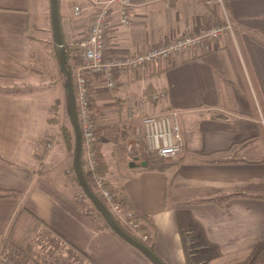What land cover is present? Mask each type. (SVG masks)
<instances>
[{"label": "crops", "instance_id": "crops-1", "mask_svg": "<svg viewBox=\"0 0 264 264\" xmlns=\"http://www.w3.org/2000/svg\"><path fill=\"white\" fill-rule=\"evenodd\" d=\"M66 2L61 11L69 23ZM77 4L81 22L88 21L90 1ZM36 6V0H0V190L16 194L0 198V245L25 208L43 223L35 245L48 239L56 244L47 264H152L84 205L73 155L58 126L47 122L51 95L23 88L35 43L53 36L50 18L40 30L47 35L33 41ZM130 18L129 33L115 20L106 46L112 54H133L218 22L232 30L208 48L117 73L112 91L94 81L99 118L121 126L109 148L101 137L106 183L129 199L132 212L151 218L154 248L166 263L264 264V199L255 197L264 195V146L245 142L264 128L263 114L258 108L255 116L245 89L257 107L255 90L264 104V47L253 39L264 38V0H169L135 5ZM160 90L164 99L147 98ZM128 107L134 108L131 118L125 117ZM168 109L180 113L184 147L162 159L143 148L140 119ZM58 145L63 163H54ZM233 193L247 197L228 199Z\"/></svg>", "mask_w": 264, "mask_h": 264}, {"label": "built area", "instance_id": "built-area-1", "mask_svg": "<svg viewBox=\"0 0 264 264\" xmlns=\"http://www.w3.org/2000/svg\"><path fill=\"white\" fill-rule=\"evenodd\" d=\"M91 15L83 38L69 41L73 48L71 65L75 79L72 82L75 98L76 114L81 132V153L84 155V171L87 182L95 193L110 204L112 213L128 228L135 229L138 220L131 211H125L115 201V192L107 188L104 178L96 171L97 163L92 144L94 141V124L90 99L95 80L104 82L107 89L115 88V76L126 69L139 70L148 67L160 59L169 60L175 55L197 47H209L219 40L223 33L231 32L229 23H214L206 29L192 34H177L161 44H150L144 50L133 54H112L107 50L109 33L117 24L128 31L131 30L130 12L135 5H149L156 2L168 3L169 0H89ZM220 2L222 0H219ZM82 6L75 5L73 15L82 14ZM166 97L165 90L147 94L152 102ZM179 111L168 109L152 115H144L140 119L143 132V148L153 156L171 159L183 151L184 138L179 124ZM134 115V108L126 109L127 118ZM139 145L136 144L138 148ZM117 197V196H116ZM0 253V264H12L7 249Z\"/></svg>", "mask_w": 264, "mask_h": 264}, {"label": "trees", "instance_id": "trees-1", "mask_svg": "<svg viewBox=\"0 0 264 264\" xmlns=\"http://www.w3.org/2000/svg\"><path fill=\"white\" fill-rule=\"evenodd\" d=\"M65 1L66 0H58V11H59V21H60V26H61L63 44H64L65 49H66L67 68L71 74V78H72V82H73L75 79L74 68L71 65V60L73 57L72 56L73 48L70 46L69 41L66 39V36L63 32L62 23H61L62 20H64V15L61 11V8H62ZM218 23H220V22H218ZM253 39L257 44L264 47V40H263L264 38L262 40H260V39L253 37ZM53 51H54L55 59H56L57 66H58V73L62 78L61 85H62V90H63V94H64V98H65V109H66V113L68 115V112H67V96H66V89H65V75L62 74L60 71V68H59V58L60 57H59L57 47L55 45L53 46ZM244 85L246 86V83H244ZM245 89H246L247 97H249V100L251 102L252 109L254 110L255 116L258 115V108H259L263 114V117H264V104H263V101L260 97V94L257 92V90H255V98H256V101L258 103V107H257L255 105L254 97L251 94L249 88L246 86ZM90 108L92 109V121L96 122L99 118L98 117L99 109L96 105V100L93 97H91V99H90ZM58 109H59L58 105H56V104H53L49 108L50 116L48 117L47 122L49 124H53V125L58 126V129L62 134L63 141L66 145V148L68 149L69 153L73 155V152H74V130H73L71 124H69V126H66L65 124L60 123V119L58 117ZM261 128H262L261 135L254 137V138H250V139L246 140L245 142L258 140L264 146V128L263 127H261ZM101 137H102L101 130L99 128H95L94 129V141L92 144V149L94 151V154H95V157L97 160V163L95 166V171L100 177L104 178L105 175L107 174V165H106V163L103 159V155L101 153V141H102ZM46 147H47V143L44 144L43 153L46 152ZM80 161H81V167H82L83 175L87 181L88 180L87 173L84 171L85 159H84L83 153H81ZM105 184H106L108 189H110L112 192H115L114 189L109 184L106 183V181H105ZM93 192L95 193L94 190H93ZM82 194H83V192H82ZM95 194H96V196H98L97 193H95ZM116 196L114 198V201L121 208H123L125 211H131V204L129 202V199L125 195H122L120 192L116 193ZM11 197H16V194L12 191L0 190V198H11ZM83 197L87 201V204L90 205V207L93 208L95 211H97V209L94 207V205L86 198V196L84 194H83ZM238 197H247V195H245L243 193H233V194H229L227 196L228 199L238 198ZM255 197L264 199V195L255 196ZM102 202H103L104 206L107 208V210H109L111 212L110 204L105 202V201H102ZM132 213L134 214V217L138 220V225L136 226L135 229H129L127 226H125L118 219V217H116L111 212L116 223L126 233H128L136 241H139L144 246H146L152 253L157 255L155 248H154L155 226L153 225L151 218L149 216H147L146 214H143V213H136V212H132ZM101 218L103 219L102 216H101ZM103 223H104V225H106L108 227V225L104 219H103ZM42 225H43V223L39 219H37L35 216H33L25 208H21L17 212L12 223L9 226L7 234L4 237L5 244L7 245V247L11 246L16 251L15 264H47L46 262L45 263L41 262L35 256V251L33 250V247H32L34 244L33 243L34 242L33 234L35 232H37L39 227H41ZM157 257H159V256L157 255ZM159 259L161 261H163L160 257H159ZM163 262L165 264H168L165 261H163Z\"/></svg>", "mask_w": 264, "mask_h": 264}, {"label": "rangeland", "instance_id": "rangeland-1", "mask_svg": "<svg viewBox=\"0 0 264 264\" xmlns=\"http://www.w3.org/2000/svg\"><path fill=\"white\" fill-rule=\"evenodd\" d=\"M77 0H67L66 2V8L68 11H70L71 13V18L69 23H65L64 20H62V27H63V31L64 28L65 30V36L67 38L68 41L71 40V38H75L76 41L81 40L85 34V31L88 27V23L89 21H84L81 22L80 18H82V15L75 17L73 15V8L74 5L76 3ZM48 4H49V0H36V11L33 12V14L31 15L30 18V24H31V29H32V37H34L35 40H37V38L39 36H43L47 35L45 32H41L40 30L43 29V27H49L50 25V10H48ZM81 6V5H80ZM76 22H81V23H76ZM65 24H68V26H65ZM73 26V27H72ZM131 27H132V22H131ZM75 28V31H74ZM73 29V30H72ZM126 33H129L132 31V29L130 31L126 30ZM42 37V38H43ZM69 38V39H68ZM72 38V40H73ZM46 40H43L40 44L35 43V51L33 53V58L31 60V63L29 65V70L27 68V72H26V78H25V82L23 84V88L24 89H33V90H43L44 93L46 94H50L52 97V102L56 105H58V117L60 119V123L61 124H65L66 126H69L70 122H69V118L68 115L66 113V109H65V98H64V94H63V90H62V85H61V76L58 73V66H57V62L55 59V55H54V51H53V46H54V40H53V36L51 35L50 37L48 36L47 38H45ZM263 39V38H262ZM260 39V40H262ZM264 40V39H263ZM114 89V88H113ZM112 89V90H113ZM109 90V89H108ZM110 90V91H112ZM110 108V107H108ZM109 111L111 109H108ZM99 113H98V117H99ZM108 117H111L108 115ZM125 117H126V111H125ZM103 120L101 119V117L96 121L93 122L94 127L95 128H99L101 129L102 135H105L106 139H107V148H109V141H116L118 138L117 132L121 131V126L117 125L116 123H109L108 125L104 124L102 122ZM264 124V123H263ZM117 130V132H116ZM57 158L54 161V163H63V159L60 157L62 156V152L59 149V145L56 148L55 151H57ZM83 197V194H82ZM99 199L100 197L97 196ZM87 198V197H86ZM84 199V197H83ZM88 199V198H87ZM102 201V199H100ZM83 202V201H82ZM84 205H88L87 201L84 199ZM90 207V205H88ZM91 208V207H90ZM92 210H94L92 208ZM95 211V210H94ZM96 214H100L97 211H95ZM112 212V211H111ZM100 216V215H99ZM101 221L103 222V219L100 216ZM131 229V228H129ZM37 235V232H35L33 234V238H35ZM38 240L40 238V235H37ZM37 240V239H36ZM37 241L33 242L34 245L33 250H38V258L40 259L41 262H49L50 260V252L54 251L53 249L56 247V244L48 239V241H46L45 243H43L42 245H35ZM7 245L5 244V239H3V241L1 242L0 245V253H3L4 251H6L5 249H7L8 252V258L10 259V261L12 262V264H15V260H16V251L13 247H7ZM48 248V249H47ZM138 251V250H137ZM36 252V253H37ZM61 253V252H60ZM36 256V254H35ZM52 259H54L52 257ZM55 264H56V260H55ZM64 264H76V262L73 261V263L68 262V263H64Z\"/></svg>", "mask_w": 264, "mask_h": 264}, {"label": "water", "instance_id": "water-1", "mask_svg": "<svg viewBox=\"0 0 264 264\" xmlns=\"http://www.w3.org/2000/svg\"><path fill=\"white\" fill-rule=\"evenodd\" d=\"M50 18L51 28L53 34L54 45L57 47L59 53V68L62 74L65 75V89L67 96V112L69 122L74 130V152H73V168L77 183L82 190L83 194L94 205L100 215L103 217L108 227L124 242L138 250L145 256L152 264H165L163 261L152 253L146 246L139 241L133 239L126 233L114 220L113 215L104 206L103 202L96 196L86 181L82 167H81V132L79 128L78 118L76 114L75 98L73 92L71 74L67 68L66 49L63 44L61 26L59 21L58 0H50Z\"/></svg>", "mask_w": 264, "mask_h": 264}]
</instances>
